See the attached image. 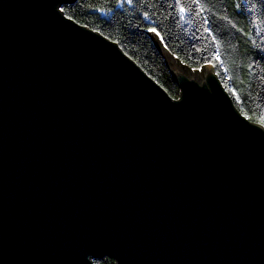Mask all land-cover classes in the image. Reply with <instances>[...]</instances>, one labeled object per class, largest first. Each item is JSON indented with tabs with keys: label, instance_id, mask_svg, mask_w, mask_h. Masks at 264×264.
Instances as JSON below:
<instances>
[{
	"label": "water",
	"instance_id": "95a60500",
	"mask_svg": "<svg viewBox=\"0 0 264 264\" xmlns=\"http://www.w3.org/2000/svg\"><path fill=\"white\" fill-rule=\"evenodd\" d=\"M73 1L0 0V264H264V128L157 43L172 99Z\"/></svg>",
	"mask_w": 264,
	"mask_h": 264
},
{
	"label": "trees",
	"instance_id": "16d2710c",
	"mask_svg": "<svg viewBox=\"0 0 264 264\" xmlns=\"http://www.w3.org/2000/svg\"><path fill=\"white\" fill-rule=\"evenodd\" d=\"M61 11L115 43L172 99L179 89L157 43L193 72L211 66L237 111L264 128V0H74Z\"/></svg>",
	"mask_w": 264,
	"mask_h": 264
},
{
	"label": "snow or ice",
	"instance_id": "6c2138e0",
	"mask_svg": "<svg viewBox=\"0 0 264 264\" xmlns=\"http://www.w3.org/2000/svg\"><path fill=\"white\" fill-rule=\"evenodd\" d=\"M128 3H131L132 0H127ZM177 2L179 3V0H177ZM182 12L185 10L183 7H181L180 9ZM145 16H147V13H145ZM148 31H151L153 33H155L156 35H159V33L157 32V30L155 28H149ZM217 59H219V57H217Z\"/></svg>",
	"mask_w": 264,
	"mask_h": 264
},
{
	"label": "rangeland",
	"instance_id": "374dc122",
	"mask_svg": "<svg viewBox=\"0 0 264 264\" xmlns=\"http://www.w3.org/2000/svg\"><path fill=\"white\" fill-rule=\"evenodd\" d=\"M174 61H176V59L173 58ZM192 73H196L198 74L199 76L202 74V70L198 71V72H192Z\"/></svg>",
	"mask_w": 264,
	"mask_h": 264
}]
</instances>
